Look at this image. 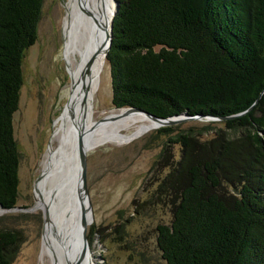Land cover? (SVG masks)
Masks as SVG:
<instances>
[{"label":"trees","instance_id":"obj_1","mask_svg":"<svg viewBox=\"0 0 264 264\" xmlns=\"http://www.w3.org/2000/svg\"><path fill=\"white\" fill-rule=\"evenodd\" d=\"M117 1L107 55L113 105L163 118H223L235 134L196 153L188 134L171 139L183 150L157 190L159 197L168 196L173 214L170 225L156 230L162 259L264 264V0ZM43 5L44 0H0V209L5 211L19 201L14 114L24 84L23 59L38 39ZM167 146L155 168L166 163ZM19 250L17 232L0 230V264H13Z\"/></svg>","mask_w":264,"mask_h":264},{"label":"rangeland","instance_id":"obj_2","mask_svg":"<svg viewBox=\"0 0 264 264\" xmlns=\"http://www.w3.org/2000/svg\"><path fill=\"white\" fill-rule=\"evenodd\" d=\"M64 2L44 0L38 39L23 59L24 84L19 109L14 114L15 138L21 154L19 201L14 210L0 209V230L15 231L20 237V250L13 264H53L50 257L42 256L46 216L36 208L35 186L68 101L69 89H64L70 80L69 65L63 57ZM104 59L103 55L101 62ZM101 66L100 83L92 100L94 126L112 122L116 111L121 110L112 103L109 62L105 60ZM138 125L119 134L125 143L116 139L87 151L92 219L89 208L73 196L72 222L81 236L79 251L94 264H167L157 246L156 230L159 225L171 224L172 206L168 196L159 197L157 190L170 172L167 166L181 160L183 149L171 139L188 134L196 153L214 139L235 137L223 121L209 117L167 125L172 130L166 134L158 131L166 126L156 122L135 136ZM166 144L167 161L155 168ZM54 147L58 148V143ZM81 213L84 217L79 219ZM87 223L90 237L82 251L85 230L81 232V228Z\"/></svg>","mask_w":264,"mask_h":264},{"label":"bare ground","instance_id":"obj_3","mask_svg":"<svg viewBox=\"0 0 264 264\" xmlns=\"http://www.w3.org/2000/svg\"><path fill=\"white\" fill-rule=\"evenodd\" d=\"M115 7V0H65L62 4L63 57L70 73L64 87L65 91L69 89L68 101L35 186L36 208L42 209L46 216L42 256L50 257L53 264H94L79 251L81 236L72 222L73 196L81 200L80 146L87 152L107 141L117 139L125 143L118 137L122 131L140 123L136 136L158 122L148 119L145 113L124 108L116 111L112 122L93 125L92 100L100 83L101 65L105 61L101 62V58L109 41ZM158 125L161 126L159 122ZM55 143L58 148L54 147ZM82 204L89 208L87 202ZM83 217L84 213L79 219Z\"/></svg>","mask_w":264,"mask_h":264},{"label":"water","instance_id":"obj_4","mask_svg":"<svg viewBox=\"0 0 264 264\" xmlns=\"http://www.w3.org/2000/svg\"><path fill=\"white\" fill-rule=\"evenodd\" d=\"M115 2H116V7H115L114 16L116 15L118 8H119V2L117 0H115ZM114 16H113V19H114ZM113 19H112V22L110 25L109 41L107 42L106 47L103 48L105 60H107V55H108V52H109L111 44H112ZM259 98L257 99L256 103L258 102ZM127 108L131 111H138V112L145 113L148 117L157 120L160 123V125H162V126L172 125V124H175V123L182 121V120L194 118V117H190L187 115H178V116H174V117L163 118V117L156 116V115H154V114L150 113L149 111L142 109V108H138V107H127ZM208 117L211 119H214V118L219 119V120L223 119V118H217V117H213V116H208ZM231 117H233V116H231ZM197 118H200V117H197ZM100 121H97V122H100ZM86 156H87V152H85L80 146L79 157H78L79 165H80V171H81V175H80L81 176L80 196H81L82 202H87L88 207H89V214H90V217L92 219V208H91V205L89 202V193H88V188H87ZM1 212H5V210L1 209ZM89 226H90L89 223H87L85 225V229H84L85 231H84V235H83V239H82V251H84V249L88 245Z\"/></svg>","mask_w":264,"mask_h":264}]
</instances>
